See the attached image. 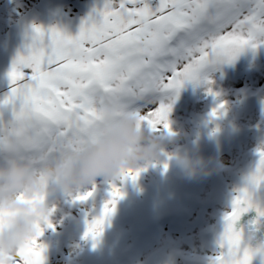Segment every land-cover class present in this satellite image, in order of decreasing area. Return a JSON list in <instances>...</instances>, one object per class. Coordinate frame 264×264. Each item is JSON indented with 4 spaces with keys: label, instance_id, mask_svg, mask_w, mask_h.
I'll list each match as a JSON object with an SVG mask.
<instances>
[{
    "label": "snow or ice",
    "instance_id": "obj_1",
    "mask_svg": "<svg viewBox=\"0 0 264 264\" xmlns=\"http://www.w3.org/2000/svg\"><path fill=\"white\" fill-rule=\"evenodd\" d=\"M29 40L7 72L8 92L0 96V156L14 154L38 166L82 150L125 110L138 116V126L173 135L171 104L186 84H207L215 97L209 73L264 46V0H104L81 21L76 35L33 25ZM223 108L218 104L211 117ZM256 154L254 170L222 218L209 264H252L254 250L235 225L249 211L264 217L252 195L264 185V142ZM145 170H122L109 181V199L97 216L85 220L84 238L100 237L122 198L115 182H135ZM95 188L77 192L74 202L89 200ZM52 211L18 249L15 264H44L38 240L45 227H53ZM261 250L264 244L256 249Z\"/></svg>",
    "mask_w": 264,
    "mask_h": 264
},
{
    "label": "rangeland",
    "instance_id": "obj_2",
    "mask_svg": "<svg viewBox=\"0 0 264 264\" xmlns=\"http://www.w3.org/2000/svg\"><path fill=\"white\" fill-rule=\"evenodd\" d=\"M85 1L93 3V5L90 6V9L93 8L94 4L103 3L101 2L103 0H0V35L6 36L7 34L16 33L22 29H28L29 32H31V28L33 25L41 26L42 22L46 20L45 18L48 16L54 18L57 21V24L65 25V20L69 17L75 15L81 17V15L83 14L82 4H84ZM39 15L41 16L40 18L38 17ZM49 27L50 26H46L45 29ZM19 40H21V38ZM18 45L19 44H17L16 47ZM263 47L264 46H261L259 48ZM249 51L250 49L248 50V52ZM257 56L259 57L261 55ZM218 70L219 69L217 67L208 75V79H210L211 81L216 80L210 85L211 89H214V93H216L215 97H203L204 94H208L207 90L209 85L207 84L193 86L191 83H189L181 89L178 96H176L172 101L171 112L168 116L169 126L173 135H171L170 138H166L164 137L166 132L157 133L158 135H162L164 140V150L160 156L161 159L159 158L158 161H155L146 167H142L146 168L145 171H142L144 174H140L138 176L136 183L130 180L129 184L125 187V191L130 193L129 197H131L130 200H132L133 189L138 190V188H141V190L145 192V185H147L148 190L145 194V203L144 205L138 203V206L140 208L146 206V210H148V208L150 207L151 211L154 209L155 204L159 202V218H166V220H157L160 222L150 228L152 229L153 233L158 236V238L153 241L150 232L145 231L142 226H139L137 216L139 211L137 213L135 207L128 206L129 197H126V210L124 211L125 222L121 223L122 228L125 227L126 229L130 230L128 238L130 239V241L126 243L127 246L124 244L125 248L128 250H126V262L124 261L123 264H126L128 262L127 260L131 255V251L134 245L142 252V254L137 255V258L139 259V262L137 264H155V261H158V264H170L167 260L161 261L157 253V247L160 243H162L165 235H168V238L164 242L168 244L169 250L180 256H183L184 258L188 257L191 260L192 264H207L208 260L214 255L210 245L209 233L218 217L226 212V208H228L229 198L235 191V179L238 171L241 169L246 159H248L254 152H256L258 147L260 146L256 138L255 129L264 121V81L255 83L253 84V86L252 84L248 83L236 85L235 88L239 90L241 94L248 96H245V100H243L244 104H242V106H239L236 105V97L230 81H221L219 79L220 77L218 75ZM1 71L4 70L0 68V79L2 80V85H0V96H3V94L7 93L8 91L9 82L6 75ZM253 77L254 72L250 74L251 80ZM181 92L193 93V95L187 96V103L189 108L187 109L186 114H183L184 116L182 117L184 118V122L188 119H191V121L188 122V126L181 125V118L179 119L175 117L178 113V110H176L175 108L178 107L180 100L183 98L181 97ZM199 92H203L202 96L198 95ZM251 96L255 100L252 101ZM192 99H195L194 103L190 102V100ZM165 103H168V101L165 100ZM221 103L224 104V108L220 110V113L216 117H211L210 114L212 110ZM197 111L201 115L199 117L198 123L193 120V116H189V114H196ZM242 113L245 115H241ZM238 115L239 118L237 120H239L240 118H245L250 122L249 128L248 126L247 128L248 132L253 137L250 140H246L245 142H241L237 138H235L232 143L230 140H223V126L221 125V123H227V119L232 121V118H236ZM203 117H206L210 120L207 126L214 128L217 133L216 138H219V142L222 145V151H224L221 155V158L224 156H228L229 159L218 158L215 161L216 163L211 162L210 159L212 158H210L208 155H210L214 151V148H216V146H213V137L209 136L210 132H208L205 127L201 126V119ZM217 118H220L219 122L212 121L216 120ZM243 123H245V120ZM185 141H188V143H186ZM184 143L186 145H189V148H193L192 150H194V152L192 156L199 155L206 161H208V167L215 170L213 175H221L222 178L218 180L216 184H219L221 187H223V192L222 194L218 193L216 198L208 196V191L203 195L202 190L199 194H197V198L201 199H193L186 196L185 191L190 189V186H187L186 184H193L195 186L199 184L204 185L205 175L207 174H202L195 179H189L184 174V172L175 165L172 157L174 155H180V153H174L173 148L182 146ZM207 147L210 148V154L209 152L204 154ZM169 157H171V159H169ZM165 159L166 162H169L168 164L175 171L178 170L181 173L183 182L179 181L180 179L175 180L171 177V173L168 171V164L167 169L165 170V164L161 161ZM150 169L156 172L159 170L160 171L159 175L155 176L149 184L148 175H150ZM228 171H231L230 176L223 180V176L226 175ZM105 183L107 184L109 183V181H104L102 178L97 179V183H94L96 186L95 191L97 192V190H99V187H101L100 184L104 185ZM115 183L116 186L120 188V185L118 184L119 181H116ZM204 186L207 187L206 184ZM91 188L92 185L85 186L82 189L72 192L71 195H69V193L57 192V194H64L62 196V205L72 204V206L70 207L72 217L77 218L78 215H82L85 213L88 214L85 210V207L78 205V203L82 202H74V196L77 192L83 193L85 191L91 190ZM204 198L210 199L211 204L204 207L205 205L201 203ZM108 199L109 197H106L105 200H98V209L94 210V212L90 211L91 214H93V216H97L103 203ZM137 199H139V197L136 198V200ZM54 204L55 203L53 202V200H51L49 202V208L54 209V212L52 211L53 214H51V216L52 220L56 221V227H58V229L57 231H55L53 227H45L42 234L44 238L39 239L38 241H41V243L43 244L45 240H47V238H51L54 234H57L61 237V240L65 245V249L64 251L62 250L61 253H59L58 251L52 252V257L49 256V250L45 249L44 258L49 257L46 264L70 263V260L66 257L68 255V247L70 248L74 246L75 248L76 245L79 246V244H83L86 242V247H84L82 251V253L85 254L89 251L90 248L102 246V244L91 243L92 247H87V243L90 242V238H84L85 224L80 227L74 228L72 225H70V218L62 215V213H65V211L63 212V210H60V206L59 210H55L56 206ZM92 207L95 206L92 205ZM203 207L204 211H202ZM121 209L122 206L117 201L114 210L115 219L112 223L115 231L117 232H119L120 227L119 214ZM54 213L57 214V216ZM197 213H203V218L198 221L195 220L196 217H192ZM72 220L74 221L73 218ZM197 242H202L203 247L201 248V246H199ZM77 249L79 248L77 247ZM173 264H178V262Z\"/></svg>",
    "mask_w": 264,
    "mask_h": 264
},
{
    "label": "clouds",
    "instance_id": "obj_3",
    "mask_svg": "<svg viewBox=\"0 0 264 264\" xmlns=\"http://www.w3.org/2000/svg\"><path fill=\"white\" fill-rule=\"evenodd\" d=\"M139 125L129 110L110 120L97 139L82 150L61 153L34 165L14 154L0 156V264H15L18 249L35 235V226L49 214L48 197L72 193L92 185L97 178L114 179L126 169L146 167L164 150L163 138ZM175 165L189 179L210 173L208 161L199 155H174ZM254 250L264 264V250Z\"/></svg>",
    "mask_w": 264,
    "mask_h": 264
},
{
    "label": "bare ground",
    "instance_id": "obj_4",
    "mask_svg": "<svg viewBox=\"0 0 264 264\" xmlns=\"http://www.w3.org/2000/svg\"><path fill=\"white\" fill-rule=\"evenodd\" d=\"M99 1H101V0H99ZM86 2L87 1H85L84 4H82L83 14L81 15V17L78 15L71 16L65 20L66 21V23L64 22L65 25H62V24H57V21L54 18L48 16L45 18L46 20H44L42 22L41 26L44 28L46 26L57 27V28H60L64 31H66L67 33H69L73 36L76 35L78 30H79L81 21L85 20L89 16V14L92 13V10L94 7L99 9L103 5V3L94 4L93 8L90 9L91 8L90 6H92L93 3H91V2L86 3ZM101 2H104V0ZM38 17L40 18L41 16L39 15ZM30 35H31V32H29L28 29H22L16 33L7 34L6 36L0 35V60H2V61H0V68L2 70H4L1 72L4 73L6 75V77H7V72L9 71V69L12 65V62L15 59L17 53L18 52L23 53L25 50V45L30 42V40H29ZM16 38H17V40H16ZM20 38H21V40H19ZM10 41H11V44H10ZM17 44H19V45L16 47ZM245 53H247V54H245ZM257 55H261V56L258 57ZM257 59H259V60H257ZM259 61H260V63H259ZM218 69H219L218 75L220 77L219 79L221 81L222 80L223 81H230V83L232 85V89H234L233 91H234V94L236 97V105L242 106V104H244L243 100H245L246 95L241 94L239 92V90H237L235 87H236V85H239L242 83L252 84V86H253V84H255V83L264 81V47L263 48H257L255 50V52H253L252 50H250L249 52H248V50H245L242 54L239 55V57L234 62H232L230 64L219 65ZM252 72H254V77L251 80L250 74ZM1 81L2 80L0 79V85H2ZM214 81H216V80H214ZM214 81H212V82H214ZM8 86H9V83H8ZM206 86H204V87H206ZM8 90H9V88H8ZM212 91L214 92V89ZM202 93L203 92H199L198 95L202 96ZM180 94H181V97H183V98L180 100V102L178 104V107H177L178 109L175 108L176 110H178L177 111L178 113L175 117H177L179 119L181 118V123H180L181 125L188 126V122H190L191 119H188L184 122V118H182V117L186 114L187 109L189 108L188 103H187V96L193 95V93L192 92H189V93L181 92ZM208 96H212V95H209V94L203 95V97H208ZM246 97H248V96H246ZM204 100H205V98H204ZM251 100L253 101L255 99L251 96ZM190 102L194 103L195 99L190 100ZM174 112H175V110H174ZM241 115H245V114L242 113ZM189 116L190 117L193 116V120L198 123L199 117L201 115L197 111L196 114H189ZM238 118H239V115L236 118L233 117L232 121L227 119L226 120L227 123H221V125L223 126V131H222V139L223 140H226V141L230 140L232 143V141L235 138H237L241 142H245L246 140H250L253 137L248 132L250 122L245 118L244 119L240 118L239 120H237ZM244 120H245V123H243ZM212 121L213 122L214 121L219 122L220 118H217L216 120H212ZM201 122H202L201 126L205 127L207 129V131L210 132L209 136L213 137V139H212L213 146H216V148H214V151L211 154H210V148L207 147L204 154L209 152L210 155H208V156L210 158H212V159H210L212 163H216L215 161L218 158L229 159L228 156H224L221 158V155L224 151H222V145L219 142V138L218 137L216 138L217 133H216L215 129L207 126V124H209L210 120L206 117L205 118L203 117L201 119ZM261 125L262 124H260L255 129V134H256V130ZM247 126H248V128H247ZM164 137L170 138V136L167 135V133H165ZM256 138H257V135H256ZM257 141H258V139H257ZM185 142L188 143V141H185ZM173 149H174V153H177V154L180 153V155L188 154V156H192V154L194 152V150H192L193 148L192 149L189 148V145H186L185 143L182 146H178V147L173 148ZM256 153H257V151L254 152L248 159H246V161H248ZM211 156H213V157H211ZM216 156H218V157H216ZM161 161L164 164L169 163V162H166V159L161 160ZM159 171L156 172V171H153L151 169L149 170V172H150V175H148V183L149 184L155 176L159 175ZM168 171L171 173V177L173 179H175V180L180 179L179 181L183 182V179L181 177V173L178 170L175 171L169 164H168ZM214 171H215L214 169H211L210 173L205 175L204 185L206 184L207 187H205L203 184H199L196 186L193 184H186L187 186H190V189L185 191L186 196L191 197L193 199H201V198H197V194H199L201 190L203 191V195L205 194V192L208 191V196H211L213 198H216L218 193L222 194L223 187H221L219 184H216L217 181L220 180L222 177H221V175H218V174L213 175ZM230 172L231 171H228V173L223 176V180H225L226 178H228L230 176ZM140 174L143 175L144 173L141 172ZM145 175H147V174H145ZM97 179H100V178H97ZM129 182H130V180L125 181L123 183H121L119 181V183H118L120 185V188H121L120 190L122 192V198L118 200L119 204L122 206V209H121L120 214H119L120 215L119 216V223H120L119 232L115 231V228L113 227V224H112L114 219H115V213L113 212V214L106 221L105 226H104V230H103L102 234L100 235V237H98L95 242L90 239V242L87 243V247H92L91 243L92 244L98 243V244L103 245L104 243H106L107 240H113L117 244V246L119 247L120 250L124 251L125 254L127 253L126 250H128V249L125 248L124 244L126 245V243L130 241V239H128L130 230L126 229L125 227L122 228L121 222H125L124 211L126 210V197L130 196V193L125 191V187L129 184ZM94 183H97V180ZM135 183H136V181H135ZM100 185H101V187H99V190H97V192L96 191L94 192L93 197H91L89 200H87L85 202L78 203L79 206L85 207V210L87 211L88 214L85 213L82 215H78L77 218L72 217L71 212H70V207L72 206V204L62 205L63 204L62 196L64 194H57V192L48 197V204L51 200H53V202L55 203L54 205L56 206L55 210L56 209L59 210V206H60V210H63V212L65 211V213H62V215L70 218V225H72L74 228L80 227V226L85 224V220L91 221L95 217V216H93V214H91V212H94V210L98 209V206H99V205H97L98 200H100V199L105 200L106 197H109L108 196V192H109L108 190H110L109 189V183H107V184L105 183L104 185L100 184ZM186 185H185V187H186ZM235 186H236V179H235ZM204 188H205V190H204ZM147 190H148L147 185H145V192H143L141 190V188H138V190L133 189V199L134 200L133 199L130 200L131 197H129L128 206L135 207L137 213L139 211V213L137 214L139 226H142L145 229V231L150 232L152 240L155 241L158 238V236L155 235L153 233L152 229H150V228H152V226H154L155 224L160 222L157 220L164 221V220H166V218H164V219L159 218V216H160L159 215V209H160L159 202H157L155 204L154 209L151 211H150V209H151L150 207L148 208V210H146V206H144L143 208H140L138 206V203H140L141 205H144L145 194H146ZM138 197H139V199L136 200V198H138ZM201 203L203 205H205L204 207H206V206L211 204V201L208 198H204L201 201ZM74 205H75V203H74ZM92 205H94L95 207H92ZM89 207H90V209H89ZM204 207L202 208V211H204ZM226 209H228V208H226ZM55 215L57 216V214H55ZM192 217H196L195 220L198 221L201 218H203V213H197L196 215H193ZM72 218L74 219V221L72 220ZM49 221L53 225V229L55 231H57L58 227H56V221L52 220L51 215L49 217ZM184 232H186V231H184ZM209 235H210V233H209ZM42 238H44L43 235H41L39 237V239H42ZM167 238H168V235H165L164 240L157 247V253H158L159 259L161 261L167 260V261H169L170 264H173L176 262H178V264H192L191 260L188 257L184 258L183 256H180V255L169 250L168 244L164 242ZM38 243L43 245L44 249L49 250V252H50L49 256L50 257H52V252L58 251L59 253H61V251L62 250L64 251V249H65V245H64L63 241L61 240V237L57 234H54L53 237H51V238H47V240H45V242L43 244L41 243V241L40 242L38 241ZM197 243L199 246H201V248L203 247L202 242L201 243L197 242ZM85 244H86V242L83 244H79V246H81V247L76 245L75 248H74V246H72V247H70L71 249L68 247L67 248L68 255L66 257L70 260V263H65V264H81L87 255H89L92 251H94L95 249L100 247V246H96L94 248H90L89 251L84 254V253H82V251H83V248L86 247ZM77 247L79 249H77ZM138 254H142V252L134 245V247L132 248V251H131V255H130L129 259L127 260L128 262L126 264H137L139 262V259L137 258ZM126 257H127V255H126ZM48 258L49 257L44 258V260H45L44 264L47 263ZM152 264H154V263H152ZM155 264H158V261H155Z\"/></svg>",
    "mask_w": 264,
    "mask_h": 264
},
{
    "label": "water",
    "instance_id": "obj_5",
    "mask_svg": "<svg viewBox=\"0 0 264 264\" xmlns=\"http://www.w3.org/2000/svg\"><path fill=\"white\" fill-rule=\"evenodd\" d=\"M256 135L260 144L264 142V122L256 130ZM257 159V154H254L239 170L236 177L235 191L228 201V209L218 217L210 231L209 240L214 255L217 249L216 241L223 227L222 218L225 214L231 212L232 200L236 195V190L244 186V177L254 170ZM252 195L253 202L258 207L264 208V185L252 190ZM235 228L242 231L245 240L248 241L249 246L252 248H255L257 244L264 242V217L257 219L255 211H249L243 214L235 225ZM125 258L126 254L119 249L117 244L113 240H107L106 243L87 255L81 264H123ZM207 264H209V261ZM252 264H260L259 257L253 258Z\"/></svg>",
    "mask_w": 264,
    "mask_h": 264
}]
</instances>
